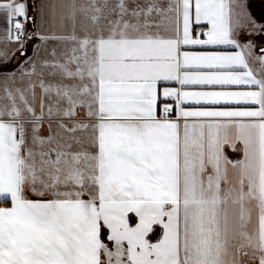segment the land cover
Here are the masks:
<instances>
[{
	"label": "snow or ice",
	"instance_id": "obj_1",
	"mask_svg": "<svg viewBox=\"0 0 264 264\" xmlns=\"http://www.w3.org/2000/svg\"><path fill=\"white\" fill-rule=\"evenodd\" d=\"M249 7L0 2V264H264Z\"/></svg>",
	"mask_w": 264,
	"mask_h": 264
},
{
	"label": "crops",
	"instance_id": "obj_2",
	"mask_svg": "<svg viewBox=\"0 0 264 264\" xmlns=\"http://www.w3.org/2000/svg\"><path fill=\"white\" fill-rule=\"evenodd\" d=\"M0 2H3V0H0ZM33 2L38 4L40 2V0H29L30 4ZM52 2L71 4L74 2V0H52ZM75 2L78 4H86L88 2V0H75ZM29 15L36 17L37 21L39 22V17L37 16L36 10L34 7H29ZM45 27H49V25H45ZM5 29H6L5 17L3 14H0V48H4L6 46V42L3 39V37L5 35ZM33 30L34 29H33L32 25L29 24L28 25V31L31 32ZM53 30H55V29H53ZM67 31H70V28L67 29ZM197 31H200V28H197ZM33 43H34V41L28 42L27 48H28L29 54H31ZM7 46L9 48L13 47V45H7ZM18 62H19V52H17L16 57L13 58V65L12 66H15ZM225 154L229 157V159H232V160L240 159L242 156V153H240L238 151H233L227 145L225 146ZM248 264H252V262L249 261Z\"/></svg>",
	"mask_w": 264,
	"mask_h": 264
},
{
	"label": "rangeland",
	"instance_id": "obj_3",
	"mask_svg": "<svg viewBox=\"0 0 264 264\" xmlns=\"http://www.w3.org/2000/svg\"><path fill=\"white\" fill-rule=\"evenodd\" d=\"M249 3V13L257 21V23H264V0H249ZM240 39L242 42H247L248 37L242 34ZM254 39L257 44L256 52L257 55H259V47L264 45V36H256Z\"/></svg>",
	"mask_w": 264,
	"mask_h": 264
}]
</instances>
